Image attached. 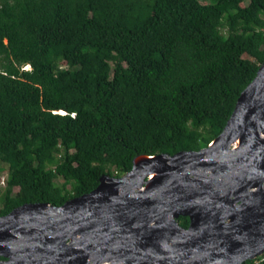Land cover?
I'll return each instance as SVG.
<instances>
[{
    "label": "trees",
    "instance_id": "trees-1",
    "mask_svg": "<svg viewBox=\"0 0 264 264\" xmlns=\"http://www.w3.org/2000/svg\"><path fill=\"white\" fill-rule=\"evenodd\" d=\"M209 1L0 0V216L223 132L264 63V0Z\"/></svg>",
    "mask_w": 264,
    "mask_h": 264
},
{
    "label": "water",
    "instance_id": "water-1",
    "mask_svg": "<svg viewBox=\"0 0 264 264\" xmlns=\"http://www.w3.org/2000/svg\"><path fill=\"white\" fill-rule=\"evenodd\" d=\"M263 255L264 63L209 146L137 156L126 175H104L61 206L26 203L0 216V264H244Z\"/></svg>",
    "mask_w": 264,
    "mask_h": 264
},
{
    "label": "built area",
    "instance_id": "built-area-1",
    "mask_svg": "<svg viewBox=\"0 0 264 264\" xmlns=\"http://www.w3.org/2000/svg\"><path fill=\"white\" fill-rule=\"evenodd\" d=\"M8 185V173L0 172V190H4Z\"/></svg>",
    "mask_w": 264,
    "mask_h": 264
},
{
    "label": "rangeland",
    "instance_id": "rangeland-1",
    "mask_svg": "<svg viewBox=\"0 0 264 264\" xmlns=\"http://www.w3.org/2000/svg\"><path fill=\"white\" fill-rule=\"evenodd\" d=\"M202 2L209 3L210 1L209 0H202ZM63 182H64V179L63 178L56 179V184L59 185V186H62L63 185ZM69 188H71V187L69 186ZM2 191L3 190H0V195H1Z\"/></svg>",
    "mask_w": 264,
    "mask_h": 264
},
{
    "label": "flooded vegetation",
    "instance_id": "flooded-vegetation-1",
    "mask_svg": "<svg viewBox=\"0 0 264 264\" xmlns=\"http://www.w3.org/2000/svg\"><path fill=\"white\" fill-rule=\"evenodd\" d=\"M181 217H185V216H180V217H179L178 219H176V220H177V222H178L182 227H184V226L181 224ZM186 218L189 219V217H186ZM189 225H190V219H189V223H188V225H187L186 227H184V228H188Z\"/></svg>",
    "mask_w": 264,
    "mask_h": 264
},
{
    "label": "bare ground",
    "instance_id": "bare-ground-1",
    "mask_svg": "<svg viewBox=\"0 0 264 264\" xmlns=\"http://www.w3.org/2000/svg\"><path fill=\"white\" fill-rule=\"evenodd\" d=\"M239 144V142L237 143V145ZM146 159H148V157L147 156H142L141 158H139V161H144V160H146ZM153 176L155 177V174H153Z\"/></svg>",
    "mask_w": 264,
    "mask_h": 264
},
{
    "label": "clouds",
    "instance_id": "clouds-1",
    "mask_svg": "<svg viewBox=\"0 0 264 264\" xmlns=\"http://www.w3.org/2000/svg\"><path fill=\"white\" fill-rule=\"evenodd\" d=\"M25 68H26V69H30L31 67H30V66H26ZM61 113L64 114V112H61ZM2 173H3V172H2ZM4 173H7V172H4Z\"/></svg>",
    "mask_w": 264,
    "mask_h": 264
}]
</instances>
